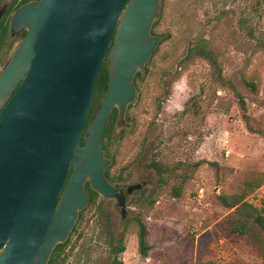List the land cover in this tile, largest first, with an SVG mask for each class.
I'll return each instance as SVG.
<instances>
[{
    "label": "rangeland",
    "instance_id": "1",
    "mask_svg": "<svg viewBox=\"0 0 264 264\" xmlns=\"http://www.w3.org/2000/svg\"><path fill=\"white\" fill-rule=\"evenodd\" d=\"M13 1L0 0V18ZM154 25L159 44L136 81L128 126L118 120L121 134L110 142L112 186H149L128 196L126 218L116 200L98 194L55 264H104L119 240L123 264H264V252L229 229L235 209L220 200L239 193L248 173L264 175V0H161ZM200 39L245 99L253 131L234 90L214 81L206 61L183 63ZM16 43L2 49L0 70ZM153 162L170 173L152 172ZM247 201L264 207V185ZM138 220L147 225L148 258Z\"/></svg>",
    "mask_w": 264,
    "mask_h": 264
},
{
    "label": "water",
    "instance_id": "2",
    "mask_svg": "<svg viewBox=\"0 0 264 264\" xmlns=\"http://www.w3.org/2000/svg\"><path fill=\"white\" fill-rule=\"evenodd\" d=\"M160 5L37 0L14 13L11 35H26L0 70V264H49L89 204L86 182L126 217L102 140L112 111L124 115L135 99L134 79L159 43ZM107 57L110 87L89 122Z\"/></svg>",
    "mask_w": 264,
    "mask_h": 264
},
{
    "label": "trees",
    "instance_id": "3",
    "mask_svg": "<svg viewBox=\"0 0 264 264\" xmlns=\"http://www.w3.org/2000/svg\"><path fill=\"white\" fill-rule=\"evenodd\" d=\"M2 1V0H1ZM37 0H14L12 4L9 6L8 10L4 13V17L0 22V47L3 45V48L14 41H17L12 35L10 31L11 27V19L14 13L22 6ZM156 25L153 26L151 30V35H154V28ZM26 32L21 36L23 38ZM201 59L206 61L212 70V78L214 81L224 85L226 87H230L234 90L239 103L241 105L243 111V118L247 124V128L249 131H253V127L250 122V117L248 115V108L245 99L243 96L237 91L236 87L233 85L232 81L224 76L223 69L220 65L217 55L215 52L210 48L209 43L206 39H200L188 48L186 58L184 59L183 63L187 65L191 64L192 62ZM109 57L105 60L99 79L97 83L96 94L94 98V104L92 108V113L89 119L96 113L100 105L102 104L108 90L110 87V73H109ZM142 72H139L135 79L134 84L136 86V81L138 77L141 75ZM180 75V73H178ZM174 76L172 80L179 78L180 76ZM171 81L168 84V87L171 86ZM253 89H255L254 84H249ZM169 94V91L167 92ZM117 111H115L110 119V124L107 128L105 133L104 141L102 143L103 154L106 159L111 158V148H110V140H111V128L117 121ZM85 143V138L82 140L81 144ZM202 162L196 163V168H198ZM151 167L154 168L161 176L170 173V169L158 162H153ZM110 166L105 169V177L109 183L112 182V177L110 174ZM163 182L165 179L162 178ZM264 185V175H260L255 172L248 173L246 179L243 181L241 186V191L239 193L233 195H221L220 200L224 207L228 209H235L225 222L228 223L229 229L235 234H241L247 236L254 242L262 252H264V207H256L253 204L247 201V197L255 192L256 189L260 188ZM85 188L89 193V205H92L95 201V198L98 196V192L95 191L90 182H86ZM174 195L176 197H181L182 193L180 190H175ZM84 210L80 214V220L83 217ZM79 220V222H80ZM138 224L140 226L139 232V246H140V253L143 258H148L150 247L148 245V229L147 225L138 220ZM78 225V224H77ZM77 226L75 227L72 235L76 232ZM71 235V237H72ZM61 245H58L52 254V258L49 264H55L56 259L60 257L62 250L68 246L70 243V239ZM112 248L109 255L106 257L104 264H123L122 259L120 258L121 254L125 252V246L121 240H119L116 244H111Z\"/></svg>",
    "mask_w": 264,
    "mask_h": 264
},
{
    "label": "flooded vegetation",
    "instance_id": "4",
    "mask_svg": "<svg viewBox=\"0 0 264 264\" xmlns=\"http://www.w3.org/2000/svg\"><path fill=\"white\" fill-rule=\"evenodd\" d=\"M3 17H4V14H3V16L0 18V22H1V20L3 19ZM24 33H22L21 35H19V36H16V37H14L15 39H17V43H16V45H15V47L17 46V44L24 38H21V36L23 35ZM26 35V34H25ZM154 37V36H153ZM159 44V43H158ZM14 47V48H15ZM14 48H12V50L14 49ZM2 49H3V45L0 47V53L2 52ZM11 50V51H12ZM10 51V52H11ZM9 55H10V53H9ZM8 58H9V56H8ZM152 59V58H151ZM8 60V59H7ZM6 60V61H7ZM151 61V60H150ZM150 63V62H149ZM148 63V64H149ZM148 66V65H147ZM146 66V67H147ZM143 71V70H142ZM141 71V72H142ZM134 87H135V97H136V86H135V84H134ZM135 100V99H134ZM130 105H131V103L130 104H128L127 106H126V108H125V113H124V115H122V113H121V111L118 109V108H115L113 111H112V113H111V115H110V117H109V120H108V123H107V126H106V130H105V133H106V131H107V128H108V126H109V124H110V119H111V116H112V114L115 112V111H117V121H116V123L112 126V128H111V139H112V136H114V137H116L117 135H120L121 134V132H118V126H117V122H118V120H121V122H122V125H123V128L125 129L128 125H127V114H128V111H129V107H130ZM105 133H104V136H103V140H102V143H103V141H104V137H105ZM110 142H111V140H110ZM111 144V143H110ZM110 148H111V145H110ZM108 160V165H107V167H111L112 165H113V160L112 159H110V158H108L107 159ZM151 164L152 163H149L148 164V166H151ZM150 170L152 171V172H156V170H154L152 167H150ZM111 184V183H110ZM112 185V184H111ZM135 186V185H141V187L139 188V189H135V190H133V192L134 191H138V190H143L145 187H148L149 186V183L147 182V181H145V180H143V181H141V183H131V184H129V185H123V186H121V185H116V186H113V187H116L117 188V190L119 191V192H121V191H123L125 194H126V202L128 201V196L129 195H131V194H128V188L130 187V186ZM112 199H114V198H112ZM114 200H116V199H114ZM117 201V200H116ZM118 204V203H117ZM122 214V213H121ZM123 216V215H122ZM126 217H127V214H126ZM126 217H123V218H126ZM75 229V228H74ZM73 233V232H72ZM72 235V234H71ZM71 237V236H70ZM52 258V257H51Z\"/></svg>",
    "mask_w": 264,
    "mask_h": 264
}]
</instances>
